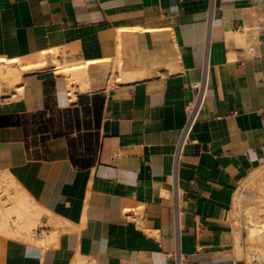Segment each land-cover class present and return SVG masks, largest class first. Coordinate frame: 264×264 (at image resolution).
<instances>
[{
    "label": "crops",
    "instance_id": "crops-1",
    "mask_svg": "<svg viewBox=\"0 0 264 264\" xmlns=\"http://www.w3.org/2000/svg\"><path fill=\"white\" fill-rule=\"evenodd\" d=\"M42 53L46 65L19 80L6 73ZM0 59V116H11L0 127V175L40 179L67 160L90 172L89 184L65 186L69 200L73 186L88 188L80 255L92 264H246L233 213L242 182L264 166V0H0ZM55 59L87 63L89 89ZM206 64L207 96L184 134ZM14 83L11 95L24 90L9 99ZM75 108L94 117L92 156L75 152L80 128L31 143L25 114Z\"/></svg>",
    "mask_w": 264,
    "mask_h": 264
},
{
    "label": "rangeland",
    "instance_id": "rangeland-1",
    "mask_svg": "<svg viewBox=\"0 0 264 264\" xmlns=\"http://www.w3.org/2000/svg\"><path fill=\"white\" fill-rule=\"evenodd\" d=\"M7 64L4 69L12 68V65ZM6 73L17 75L13 70ZM113 79L111 77L110 81ZM14 85L7 91L9 94L14 91ZM12 96L10 94L9 99L16 98ZM93 118L85 109H58L50 114H25L23 123L33 145L57 133H69L80 128L82 132L73 142L75 152L80 153V149L84 148L85 154L92 156L99 137L92 125ZM29 173H32L30 169ZM72 173L75 175L77 171L73 168ZM65 186L64 177L57 174L42 175L40 179L28 174L21 177L16 173L0 175L1 264H89L87 259L77 256L79 252L75 244L81 223L80 210L88 188L86 185L82 188L73 186L70 202L67 193L69 188L65 192ZM59 207L65 208L69 218L59 215ZM234 208L238 257L246 264H264V166L242 182L236 193ZM41 217L48 219L42 220ZM254 217H258L262 223H256ZM44 235H52L53 238L45 240Z\"/></svg>",
    "mask_w": 264,
    "mask_h": 264
},
{
    "label": "bare ground",
    "instance_id": "bare-ground-1",
    "mask_svg": "<svg viewBox=\"0 0 264 264\" xmlns=\"http://www.w3.org/2000/svg\"><path fill=\"white\" fill-rule=\"evenodd\" d=\"M54 52L56 53V51H54ZM46 64H47V60H46V56L44 54H41L40 58L36 62H26V63L22 64L21 65V70L20 69L19 70L18 69L13 70L15 72V74H17L16 75V80L20 79V71L28 70L30 68H35V67H38V66H44ZM54 64H55L56 68L58 67V69H59L58 71L60 73L69 75L70 76L69 79H72L71 81L81 83L80 90H85L86 88H88V85H86V83H85V79H86L85 78L86 77V64L87 63L83 64V65L82 64H71V65H69V64H61L57 59H55L54 60ZM2 65H3V59H0V70H1ZM23 90H24V87H23L22 83H20L18 85V87L16 88L15 94L13 93L14 95L11 98L21 96L22 93H23ZM71 96H72V99H75L77 95L75 94V92H73V95H71ZM179 152H180V150H178V152H177L176 161H178ZM37 164L38 163H35V164H33L30 167L31 172H35L38 169V167L36 166ZM72 170H73V166L71 165L70 161L67 160V161H64L62 163L55 164V167L53 168V174H55V175L57 174V175L63 176L65 181H66V183H72L73 185L81 184V183L89 184V181H90V175L89 174H90V172L85 173V174L77 172L74 175L72 173ZM253 220L257 221L256 223H259V224L262 223V221L258 217H254ZM23 232H25V231H23ZM44 238H45V240H50L53 237H52V235H44ZM77 238H78V236H77ZM35 239L37 240V238H35ZM75 244L77 245V243H75ZM77 256L79 258H82V259L85 258L82 255H80V253L77 254ZM85 259L88 260L89 264H92V262L88 258H85ZM72 264H87V263L86 262H80V263L78 262V263H72Z\"/></svg>",
    "mask_w": 264,
    "mask_h": 264
},
{
    "label": "built area",
    "instance_id": "built-area-1",
    "mask_svg": "<svg viewBox=\"0 0 264 264\" xmlns=\"http://www.w3.org/2000/svg\"><path fill=\"white\" fill-rule=\"evenodd\" d=\"M215 0H212V5H214ZM208 83H209V72H208V65L206 64V68L204 71V75L202 79L194 84V90H195V102L189 112L187 121H186V126H185V132L184 134H187L191 128L193 127L194 123L196 122L198 115L201 111V108L205 102L206 96H207V89H208ZM184 135H182L181 140L177 144L175 154H174V165H175V159L177 156L178 149L184 145L185 139L183 138ZM181 145V146H180ZM175 219L177 222V225H179L180 222V215L179 212L176 210L175 213ZM176 264H183V261L181 257L177 256L176 257Z\"/></svg>",
    "mask_w": 264,
    "mask_h": 264
},
{
    "label": "trees",
    "instance_id": "trees-1",
    "mask_svg": "<svg viewBox=\"0 0 264 264\" xmlns=\"http://www.w3.org/2000/svg\"><path fill=\"white\" fill-rule=\"evenodd\" d=\"M86 111L89 112V110L86 109ZM11 124V116L9 115H3V116H0V127H3V126H8ZM80 124V122L78 123V125ZM97 126V124H95ZM62 133H57L55 135H60Z\"/></svg>",
    "mask_w": 264,
    "mask_h": 264
}]
</instances>
